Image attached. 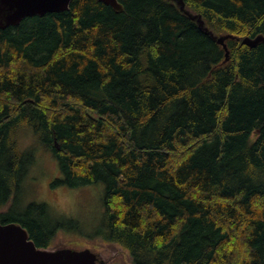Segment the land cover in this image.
Masks as SVG:
<instances>
[{
    "label": "trees",
    "instance_id": "16d2710c",
    "mask_svg": "<svg viewBox=\"0 0 264 264\" xmlns=\"http://www.w3.org/2000/svg\"><path fill=\"white\" fill-rule=\"evenodd\" d=\"M117 1L0 29V222L38 249L79 225L20 196L42 150L133 264H264V0H183L226 62L173 0Z\"/></svg>",
    "mask_w": 264,
    "mask_h": 264
},
{
    "label": "rangeland",
    "instance_id": "374dc122",
    "mask_svg": "<svg viewBox=\"0 0 264 264\" xmlns=\"http://www.w3.org/2000/svg\"><path fill=\"white\" fill-rule=\"evenodd\" d=\"M37 166L30 174V193L23 189L21 197L38 203H46L50 213L56 217H64L71 228L78 222L73 231L57 232L49 251L72 249L76 251L90 250L97 254L104 264H133L129 252L116 243L100 239L102 236L99 223L103 210L102 196L104 187L101 184L87 185L69 189L61 185L51 186L59 177L56 162L49 155L38 150ZM28 194L31 197L28 198Z\"/></svg>",
    "mask_w": 264,
    "mask_h": 264
},
{
    "label": "water",
    "instance_id": "95a60500",
    "mask_svg": "<svg viewBox=\"0 0 264 264\" xmlns=\"http://www.w3.org/2000/svg\"><path fill=\"white\" fill-rule=\"evenodd\" d=\"M72 0H0V29L17 26L25 18L41 17L45 14L65 12ZM109 6L116 13L123 11L117 0H97ZM180 13L194 22L198 29L210 36L224 50V62L229 59L225 41L233 39L231 35L215 36L204 23L201 15L187 10L183 0H173ZM264 44L263 36L245 37L241 44L249 48ZM98 262L95 254L89 250L75 251L59 249L48 251L36 248L29 239L27 231L15 223L0 222V264H104Z\"/></svg>",
    "mask_w": 264,
    "mask_h": 264
},
{
    "label": "bare ground",
    "instance_id": "6f19581e",
    "mask_svg": "<svg viewBox=\"0 0 264 264\" xmlns=\"http://www.w3.org/2000/svg\"><path fill=\"white\" fill-rule=\"evenodd\" d=\"M205 23V22H204ZM206 26V25H205Z\"/></svg>",
    "mask_w": 264,
    "mask_h": 264
}]
</instances>
